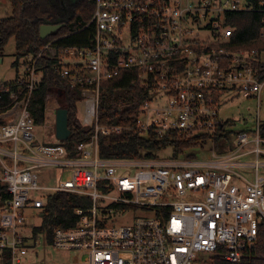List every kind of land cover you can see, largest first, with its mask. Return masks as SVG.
<instances>
[{
  "label": "built area",
  "instance_id": "1",
  "mask_svg": "<svg viewBox=\"0 0 264 264\" xmlns=\"http://www.w3.org/2000/svg\"><path fill=\"white\" fill-rule=\"evenodd\" d=\"M91 45L43 51L19 60L13 82L0 80V264H32L40 245L84 252L81 264H196L209 254L241 264L258 243L264 223V136L261 123L216 148L222 100L235 94L256 99L264 92L262 52L233 48L229 17L258 12L264 35V0H95ZM44 51L71 86L81 90L94 127L91 141L71 156L56 138V109L47 99L37 125L29 109L43 71ZM123 70L136 71L148 98L137 130L159 140H198V149L169 158H102L99 137L123 134L121 125L97 122L101 85ZM79 116V115H78ZM41 127L39 140L36 129ZM209 143L212 148H208ZM9 145V146H8ZM208 148V149H207ZM173 152V148L169 147ZM163 150L161 152L167 151ZM203 151L201 155L195 152ZM48 168L55 173L45 174ZM59 172H56V171ZM50 177V178H47ZM72 193L89 199L75 210L74 227L57 228L53 240L34 230L43 222L47 198ZM41 224L27 226V210ZM127 223L117 225L118 219Z\"/></svg>",
  "mask_w": 264,
  "mask_h": 264
},
{
  "label": "trees",
  "instance_id": "2",
  "mask_svg": "<svg viewBox=\"0 0 264 264\" xmlns=\"http://www.w3.org/2000/svg\"><path fill=\"white\" fill-rule=\"evenodd\" d=\"M262 0H254L258 5ZM12 16L0 21V53L7 42L16 41V61L28 55L37 56L50 43L59 50L68 47L86 48L91 45L95 35V27L90 24L95 12V0H11ZM229 23L235 28L233 48L258 49L264 51V35H262L261 17L258 12H242L232 14ZM46 24H63V26L46 39L41 38V27ZM56 61L48 58L44 51L38 62L43 71V79L39 88L33 93L29 109L37 125L45 119V108L48 97L53 94L61 103L62 109L68 111V126L71 135L60 141L71 156L77 155V145L89 142L94 136V127H83L78 118L77 103L82 99L81 90L72 87L68 80L55 70ZM262 78L264 79V65ZM149 89L142 86L136 71L123 70L118 76L105 81L101 85V100L98 111L100 126L121 125L123 134L111 137H99V152L102 158H158V153L173 148L172 156L178 157L198 147V140L178 141L168 138L159 140L156 132L142 135L137 130L139 108L148 98ZM10 104L9 97L0 100V109ZM1 112V110H0ZM5 124L0 120V125ZM231 121L225 123V127ZM264 136V125H261ZM233 133L220 130L216 137V148L223 152L233 138ZM6 187L0 184V203L9 198ZM89 199L72 193H56L47 198L43 210V222L34 230L35 236L45 234L48 242L53 240L57 228H71L76 225L75 210L89 204ZM241 264H264V223L260 226L258 243L246 252ZM214 264H231L221 258H214Z\"/></svg>",
  "mask_w": 264,
  "mask_h": 264
},
{
  "label": "rangeland",
  "instance_id": "3",
  "mask_svg": "<svg viewBox=\"0 0 264 264\" xmlns=\"http://www.w3.org/2000/svg\"><path fill=\"white\" fill-rule=\"evenodd\" d=\"M12 13L13 9L11 0H0V21L4 18L12 16ZM16 52V41L14 38H11L3 48V53H0V58L2 60L0 62V80L4 82L10 83L16 78V68L18 66L15 67L13 65V63L16 61ZM261 58L264 62V51H262ZM49 98H52L53 101L55 100L58 107H61V103L56 100L55 95L51 94ZM14 118V116L7 115L1 116L0 120L5 123H9L14 120ZM220 118L224 122L231 121V125H229L228 129L234 134L233 138H235L240 132L251 131L257 126L258 122H260L261 125H264V92L261 96L260 105L256 99H245L243 96H236L235 94L225 96L222 100ZM36 136L42 141L54 138L53 136L48 138L43 137V130L41 127L36 129ZM198 148L199 147H197L195 150ZM208 148H212L211 143H209ZM202 153L203 151L195 152V154L198 155H201ZM171 155V149L158 153L159 158L164 159L169 158ZM56 172L59 171L57 170ZM53 173H55L53 168H48L45 171V174L50 177L53 175ZM39 214V210H27V226L29 228H34L35 226L41 224L42 218L39 217ZM126 223L127 218H120L118 219L117 225L120 226ZM84 258V252L61 251L45 245L38 246L37 253L31 255L32 264H81ZM214 258L215 256L202 254L200 255V259L196 262V264H214Z\"/></svg>",
  "mask_w": 264,
  "mask_h": 264
},
{
  "label": "water",
  "instance_id": "4",
  "mask_svg": "<svg viewBox=\"0 0 264 264\" xmlns=\"http://www.w3.org/2000/svg\"><path fill=\"white\" fill-rule=\"evenodd\" d=\"M63 24H46L41 27V38L46 39L51 34L57 32ZM1 42V38H0ZM0 58V62H1ZM71 135V131L68 126V111L66 109L59 108L56 112V138L60 141L67 140Z\"/></svg>",
  "mask_w": 264,
  "mask_h": 264
},
{
  "label": "bare ground",
  "instance_id": "5",
  "mask_svg": "<svg viewBox=\"0 0 264 264\" xmlns=\"http://www.w3.org/2000/svg\"><path fill=\"white\" fill-rule=\"evenodd\" d=\"M79 111H80V113H79V116L81 117V118H83V120H88V119H91V117L92 116H88L86 113H87V111H86V104H84V103H79Z\"/></svg>",
  "mask_w": 264,
  "mask_h": 264
},
{
  "label": "crops",
  "instance_id": "6",
  "mask_svg": "<svg viewBox=\"0 0 264 264\" xmlns=\"http://www.w3.org/2000/svg\"><path fill=\"white\" fill-rule=\"evenodd\" d=\"M50 103L52 104V105H54V107L56 106L57 107V109H56V112H57V110L60 108V107H58V105H57V102L54 100L53 101V99L51 98L50 99ZM79 115V114H78ZM78 118L79 119H82L80 116H78ZM55 134H56V127H55ZM51 139V141H53L52 139H54V138H50Z\"/></svg>",
  "mask_w": 264,
  "mask_h": 264
}]
</instances>
